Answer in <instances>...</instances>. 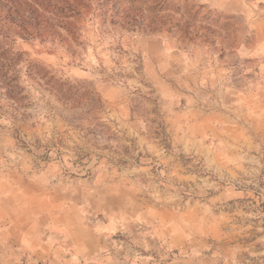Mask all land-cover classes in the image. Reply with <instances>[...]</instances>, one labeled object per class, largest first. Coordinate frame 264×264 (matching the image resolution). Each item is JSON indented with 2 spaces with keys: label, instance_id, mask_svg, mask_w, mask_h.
I'll list each match as a JSON object with an SVG mask.
<instances>
[{
  "label": "rangeland",
  "instance_id": "1",
  "mask_svg": "<svg viewBox=\"0 0 264 264\" xmlns=\"http://www.w3.org/2000/svg\"><path fill=\"white\" fill-rule=\"evenodd\" d=\"M0 264H264V0H0Z\"/></svg>",
  "mask_w": 264,
  "mask_h": 264
}]
</instances>
